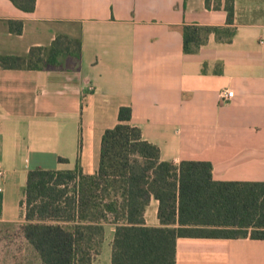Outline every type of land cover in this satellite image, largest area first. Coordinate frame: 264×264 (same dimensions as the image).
I'll use <instances>...</instances> for the list:
<instances>
[{
  "label": "crops",
  "instance_id": "0c3cea01",
  "mask_svg": "<svg viewBox=\"0 0 264 264\" xmlns=\"http://www.w3.org/2000/svg\"><path fill=\"white\" fill-rule=\"evenodd\" d=\"M34 1L26 13L0 0V55L47 49L58 35L80 50L42 70L0 68V226L25 223L30 170L94 175L122 107L161 161L208 162L215 182L264 183V0H232V25L228 0ZM181 26L218 32L187 54ZM157 211L151 199L146 227L160 226ZM113 233L106 225L94 264L111 263ZM175 264H264V240L180 238Z\"/></svg>",
  "mask_w": 264,
  "mask_h": 264
},
{
  "label": "trees",
  "instance_id": "16d2710c",
  "mask_svg": "<svg viewBox=\"0 0 264 264\" xmlns=\"http://www.w3.org/2000/svg\"><path fill=\"white\" fill-rule=\"evenodd\" d=\"M9 1L23 12L34 10V0ZM225 10L232 25V0ZM6 24L9 33H22L21 21ZM176 30L187 54L201 43V34L218 32L195 26ZM79 50L78 40L58 35L47 49L0 55V68L42 70L60 57H77ZM130 121L131 110L120 108L117 124L102 135L94 175H84L78 165L72 171L28 172L20 233L40 264H94L106 225L114 227L110 264H175L180 238L264 240V183L215 182L208 162L161 161L158 148ZM151 199L158 202L159 227L144 225Z\"/></svg>",
  "mask_w": 264,
  "mask_h": 264
},
{
  "label": "rangeland",
  "instance_id": "374dc122",
  "mask_svg": "<svg viewBox=\"0 0 264 264\" xmlns=\"http://www.w3.org/2000/svg\"><path fill=\"white\" fill-rule=\"evenodd\" d=\"M22 225L14 223L0 226V264H40L33 249L21 236ZM100 264H106L105 257Z\"/></svg>",
  "mask_w": 264,
  "mask_h": 264
},
{
  "label": "built area",
  "instance_id": "2783aa9c",
  "mask_svg": "<svg viewBox=\"0 0 264 264\" xmlns=\"http://www.w3.org/2000/svg\"><path fill=\"white\" fill-rule=\"evenodd\" d=\"M233 97V92L223 91L220 93V98L222 101L230 100ZM5 173L0 170V192L2 191L1 183L4 180Z\"/></svg>",
  "mask_w": 264,
  "mask_h": 264
}]
</instances>
